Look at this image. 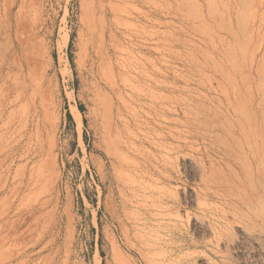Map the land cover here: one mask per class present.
Segmentation results:
<instances>
[{"label":"rangeland","instance_id":"374dc122","mask_svg":"<svg viewBox=\"0 0 264 264\" xmlns=\"http://www.w3.org/2000/svg\"><path fill=\"white\" fill-rule=\"evenodd\" d=\"M209 1L0 0V264H165L146 246L158 239L186 264H264V176L257 214L225 212L205 150L163 134L183 118L176 101L201 103L247 47L264 90V0H216L214 18ZM127 153L146 181L168 176L172 232L139 226L160 209L150 192L141 213L130 202Z\"/></svg>","mask_w":264,"mask_h":264},{"label":"bare ground","instance_id":"6f19581e","mask_svg":"<svg viewBox=\"0 0 264 264\" xmlns=\"http://www.w3.org/2000/svg\"><path fill=\"white\" fill-rule=\"evenodd\" d=\"M220 1L223 4V0ZM194 6L196 5L194 4ZM208 6L210 17L214 18L216 16V8L219 4L216 3V0H210ZM199 18L203 19L204 22L207 21L206 18H203L201 15ZM261 24L263 23H260V26L262 27ZM246 25L247 27L244 26V28L249 27L248 21H246ZM217 28L219 29L218 26ZM256 43L258 42L256 41ZM247 49L249 51L248 47ZM248 51L243 52L241 63L236 61L234 54L229 57L228 68L222 70V79L225 80L221 81L220 79L216 87L211 85L208 89L210 93L202 97L201 103L197 104L198 99L194 100L195 104L188 103L186 105H182L180 99L176 101V105L179 106V109L183 113V118H174L173 120L176 125L174 128L176 133L169 132L168 126L170 125V120L166 117H164L165 124L163 128V134H170L176 139L178 145H173L174 147L172 148L174 149L184 148L182 144H185L187 141L199 143L200 147L205 150L210 159L209 171L211 174L212 186L215 187L212 192L213 195L219 199L226 200L228 209L225 210V212H232L235 216L241 214L244 217H248L250 212L257 214V210H253L255 205L251 201V192L252 189H254L253 186L255 183L260 181L261 177L264 176V90L257 88L255 91L253 88V81L251 82L252 79L250 80L249 74H247L244 69V66L249 65L251 62V57ZM201 69H204V67H201ZM14 84L18 85L16 84V81ZM2 86H0L1 89ZM260 87H262V85ZM5 90L1 93L5 94ZM166 101L168 100L163 98L164 105H166ZM7 106V102H2L0 107L7 110ZM166 135H164L163 138H165ZM155 144L156 148L159 146V148L167 154L165 156H168L172 151V148H169V144L164 143V139L162 138L161 144ZM198 150L199 149H196V151ZM146 162L148 165L147 160ZM146 162L144 159L145 165ZM123 164V172L121 174L122 181L124 185L127 186L130 195V202L137 208L136 212L141 213V208H144L148 203L147 197H149V192L152 193V196L154 194V198L151 199L152 206L160 209V213H146L144 218L141 217L142 219L139 220L141 224H139V226L142 231L146 232L150 230L151 232L153 230V232H157L168 230L169 232H172L176 224L166 214L168 200L163 195L165 193L163 184H166L168 176L166 174L162 175L160 178L158 176L157 180L163 183L162 186L153 180L151 181L155 182V185L152 184L151 181H146L147 179L145 175L147 174L144 165L137 156L130 153H127L123 157ZM155 165V167H157V164ZM155 167L153 166V169H155ZM262 178L264 179V177ZM238 203H242L241 208L238 207ZM255 203H257L256 206H258V211L260 213L258 215L261 218L263 215L262 196L257 198ZM238 218L240 219L239 216ZM153 242L154 241H152V243ZM174 245H176V243ZM146 246L152 247L154 251L156 250L154 254L161 257L165 264H186L185 257L181 258L180 256L178 259L172 257L176 254L175 252L179 247L177 245L170 246L168 242H165L163 247H161L160 240L158 239L153 244L147 242ZM157 247L160 249L158 252Z\"/></svg>","mask_w":264,"mask_h":264}]
</instances>
